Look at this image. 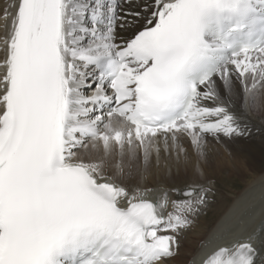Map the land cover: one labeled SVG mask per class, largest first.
I'll list each match as a JSON object with an SVG mask.
<instances>
[{
    "label": "bare ground",
    "instance_id": "1",
    "mask_svg": "<svg viewBox=\"0 0 264 264\" xmlns=\"http://www.w3.org/2000/svg\"><path fill=\"white\" fill-rule=\"evenodd\" d=\"M51 1L39 2L30 27V46L43 32ZM182 1L54 0L61 23V105L65 108L68 103L77 118L91 114L90 119L70 121V129L84 127L99 135L98 140H89L88 145L79 147L80 151H74L70 161L87 168L99 182L116 186L120 205L150 201L163 221H171L176 206L187 202L188 209L179 221L190 223L189 227L180 226L165 233L151 231L148 235L151 242L169 254L176 252L180 256L175 264H185L186 258H190L189 264H228L247 258L249 264H264V50L258 55L239 53L220 67L198 88L199 95L188 116L166 132L129 125L102 104L100 99L109 96L105 89L97 88L86 95L81 87L85 76L94 72L86 69L87 58L109 56ZM23 5L24 0H0V30L4 26L0 34V94L13 77L11 67L22 30ZM111 17L117 23L113 24ZM93 18L102 24L94 23ZM78 66L81 69H76ZM92 78L95 85L98 77ZM89 100L88 109L92 112L85 106ZM100 107L104 110L101 116L97 115ZM197 115L201 117L195 120ZM177 130L180 132L174 133ZM182 135L185 143L190 139L199 141L198 146L192 147L196 159L164 176L157 173V189L143 177L137 179V184L119 182L120 174H126L127 168L121 154L123 145L152 137L176 146L175 141ZM88 154L91 166L79 161V157ZM188 188L195 189L196 195H189L191 199L184 201L180 192ZM167 260L169 255L153 264Z\"/></svg>",
    "mask_w": 264,
    "mask_h": 264
},
{
    "label": "rangeland",
    "instance_id": "2",
    "mask_svg": "<svg viewBox=\"0 0 264 264\" xmlns=\"http://www.w3.org/2000/svg\"><path fill=\"white\" fill-rule=\"evenodd\" d=\"M138 3V2H135ZM161 3V2H160ZM2 19H5L4 16H2ZM114 20H112L113 24L117 23L116 22V18H114ZM121 23H123L121 21ZM4 29V26L1 27V30ZM1 30H0V34H1ZM1 38V35H0ZM1 49V47H0ZM73 52H76V49L73 50ZM2 67V63L0 64ZM261 66H263V62L261 63ZM76 69H81L80 66H78V68ZM86 69L87 66H86ZM90 70V69H89ZM85 75V74H84ZM93 75V74H92ZM81 76V74L79 73L77 75L78 80L80 79L79 77ZM83 78V77H82ZM76 79V78H75ZM77 81V79L75 80V82ZM93 79L92 76H85V78L82 80L81 83V87L83 88V91L86 93V95H90L93 91H95V89H97V86L92 84ZM89 83V84H86ZM219 80L216 81V85H218ZM85 87V88H84ZM91 100H89V102H85V106L88 109L89 104ZM80 105V104H79ZM89 112H92V109H88ZM101 111V110H99ZM102 112H98L97 115H102ZM91 114L87 113L85 116H83V118H87L90 119ZM180 130H177L174 133H179ZM182 137H184V135H182L181 137H179L175 142H176V146H172L169 141H162V140H154L152 137L147 138V139H143V140H137L133 143H128L126 145H123L121 147V154L123 153L124 155V163L125 166L127 165L126 168V174H120L121 178H119V182L121 183H125V184H137V179L143 177L147 184L152 186L153 189H157V186H154V182H156V175L161 174L162 176H164V174L168 171H173L176 168L182 166L183 164H186L190 161H192L193 159H196V152L192 149L193 146H198L199 141L197 139H190L189 143H185L182 141ZM136 138L138 139V136H136ZM99 139V138H98ZM97 139V140H98ZM175 139V138H174ZM96 141V140H94ZM88 142H85V145H88ZM90 146V144H89ZM81 148H78L76 151H80ZM79 161L82 162H87L88 165L91 166L92 161H91V156L88 155H84L83 157H79ZM107 174H109L108 176H110V173L108 172ZM240 189V188H239ZM160 192H162V190H158ZM183 192H180L183 195V200L184 201H189L191 199V196H194L195 193V189H183ZM199 190H197L198 192ZM199 193V192H198ZM191 195V196H189ZM188 199V200H187ZM205 199V198H204ZM189 204L186 202L185 204H180L177 207V209L175 210V215L172 216L173 219L175 220V223H182L181 225H177L176 227L172 228V229H177L180 226L181 227H189V224H187L186 222L182 221L180 222L179 220H181V216H184ZM182 207V208H181ZM180 214V215H178ZM190 217V216H189ZM183 219V218H182ZM177 221V222H176ZM171 229V230H172ZM170 230V229H168ZM168 230H163L161 232H167ZM176 233V232H175ZM174 233V234H175ZM174 244L176 245V251L179 250L177 247V243L174 242ZM180 257L178 256V254L175 253H170L169 254V260H167L164 264H175V260ZM186 262L187 264H189L190 262V258H186ZM185 263V264H186Z\"/></svg>",
    "mask_w": 264,
    "mask_h": 264
}]
</instances>
